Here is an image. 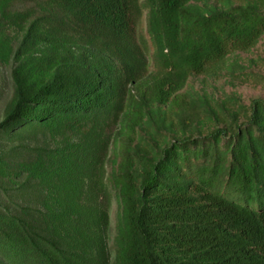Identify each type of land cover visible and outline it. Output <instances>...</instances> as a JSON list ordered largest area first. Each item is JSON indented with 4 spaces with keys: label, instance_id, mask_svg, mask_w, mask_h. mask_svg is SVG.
I'll use <instances>...</instances> for the list:
<instances>
[{
    "label": "trees",
    "instance_id": "16d2710c",
    "mask_svg": "<svg viewBox=\"0 0 264 264\" xmlns=\"http://www.w3.org/2000/svg\"><path fill=\"white\" fill-rule=\"evenodd\" d=\"M263 35L264 0H0V264H264V101L152 138L190 75Z\"/></svg>",
    "mask_w": 264,
    "mask_h": 264
},
{
    "label": "rangeland",
    "instance_id": "374dc122",
    "mask_svg": "<svg viewBox=\"0 0 264 264\" xmlns=\"http://www.w3.org/2000/svg\"><path fill=\"white\" fill-rule=\"evenodd\" d=\"M138 3L141 6L142 0H138ZM145 30L146 22L142 11L138 20L137 36L146 49L149 70L154 72L151 63L153 49ZM10 95L8 68H4L0 70V119ZM179 95L184 97L183 106L186 108L182 111L177 108L171 111L162 108V125L166 130H161L158 134L152 130V138L160 149L174 139L203 137L217 129L228 127L233 115L237 122L243 121L241 113L246 112L243 108H248L253 100L264 101V35L250 50L228 55L217 71L190 75ZM109 169L108 164L107 170ZM110 193L112 199L109 208L108 245L113 253L117 205L113 192Z\"/></svg>",
    "mask_w": 264,
    "mask_h": 264
}]
</instances>
